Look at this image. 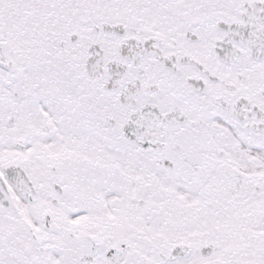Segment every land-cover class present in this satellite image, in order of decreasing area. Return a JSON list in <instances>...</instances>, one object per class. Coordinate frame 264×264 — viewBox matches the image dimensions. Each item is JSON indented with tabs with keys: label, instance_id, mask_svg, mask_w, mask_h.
<instances>
[{
	"label": "snow or ice",
	"instance_id": "snow-or-ice-1",
	"mask_svg": "<svg viewBox=\"0 0 264 264\" xmlns=\"http://www.w3.org/2000/svg\"><path fill=\"white\" fill-rule=\"evenodd\" d=\"M0 264H264V0H0Z\"/></svg>",
	"mask_w": 264,
	"mask_h": 264
}]
</instances>
